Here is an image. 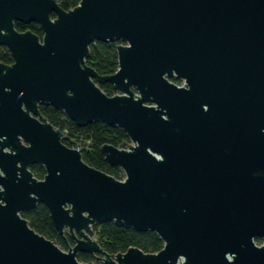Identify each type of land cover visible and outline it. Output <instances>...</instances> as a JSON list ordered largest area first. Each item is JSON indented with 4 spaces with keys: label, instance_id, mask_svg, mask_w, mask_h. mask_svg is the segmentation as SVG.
Listing matches in <instances>:
<instances>
[{
    "label": "water",
    "instance_id": "1",
    "mask_svg": "<svg viewBox=\"0 0 264 264\" xmlns=\"http://www.w3.org/2000/svg\"><path fill=\"white\" fill-rule=\"evenodd\" d=\"M94 40H121L114 72L86 64ZM0 46V264H264V0H0ZM39 105L122 128L126 148L100 151L124 177L88 165ZM38 202L67 250L21 216ZM105 221L163 246L110 254Z\"/></svg>",
    "mask_w": 264,
    "mask_h": 264
},
{
    "label": "trees",
    "instance_id": "2",
    "mask_svg": "<svg viewBox=\"0 0 264 264\" xmlns=\"http://www.w3.org/2000/svg\"><path fill=\"white\" fill-rule=\"evenodd\" d=\"M79 0H58L59 5L68 10L77 5ZM18 31L30 30L40 37L42 27L32 21L28 23L14 22ZM121 40L99 41L94 40L89 45V54L86 64L92 66L99 74L106 75L117 69L116 46ZM0 62L10 64L13 57L5 46H0ZM177 81V80H176ZM100 88L108 95L114 90L110 83H100ZM41 115L53 126L63 132L62 141L67 146L80 149L82 159L90 166L102 170L115 178H121L122 170L116 165H110L100 151L101 145L108 143L114 146H121L128 137L125 131L115 125H108L102 122L93 121L85 126H78L62 110L51 105H39ZM30 170L37 178L44 177V167L39 164L30 165ZM21 216L26 218L29 225L38 233L52 239L61 249L67 250L73 243L69 235L59 234L50 219L49 212L42 202L35 207L24 210ZM95 238L104 250L110 254L125 251L130 246H135L144 252H156L162 248L163 242L154 231H139L129 226H121L113 221L97 223L93 226ZM261 241V239H257ZM77 259L83 262L92 263L95 257L91 253L78 252Z\"/></svg>",
    "mask_w": 264,
    "mask_h": 264
},
{
    "label": "flooded vegetation",
    "instance_id": "3",
    "mask_svg": "<svg viewBox=\"0 0 264 264\" xmlns=\"http://www.w3.org/2000/svg\"><path fill=\"white\" fill-rule=\"evenodd\" d=\"M177 80V81H176ZM172 81L178 85H182L183 84V80L182 79H179V78H173ZM113 88V87H112ZM114 90V89H113ZM115 93V91H114ZM29 169H30V166H29ZM68 233L66 231L63 232V235H67ZM257 239H261V238H255V243L256 244H261L263 242V240L261 239V241H258ZM95 257V256H94Z\"/></svg>",
    "mask_w": 264,
    "mask_h": 264
},
{
    "label": "built area",
    "instance_id": "4",
    "mask_svg": "<svg viewBox=\"0 0 264 264\" xmlns=\"http://www.w3.org/2000/svg\"><path fill=\"white\" fill-rule=\"evenodd\" d=\"M118 147H123V148H126V145H125V143H124V144H122L121 146H118ZM122 175H123V176H122L121 178H123V177H124V174H123V172H122ZM121 178H120V179H121Z\"/></svg>",
    "mask_w": 264,
    "mask_h": 264
},
{
    "label": "rangeland",
    "instance_id": "5",
    "mask_svg": "<svg viewBox=\"0 0 264 264\" xmlns=\"http://www.w3.org/2000/svg\"><path fill=\"white\" fill-rule=\"evenodd\" d=\"M79 146H77V148H78Z\"/></svg>",
    "mask_w": 264,
    "mask_h": 264
}]
</instances>
